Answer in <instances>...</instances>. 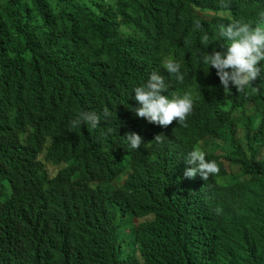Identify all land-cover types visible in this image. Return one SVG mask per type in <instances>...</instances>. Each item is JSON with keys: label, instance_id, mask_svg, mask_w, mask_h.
Returning a JSON list of instances; mask_svg holds the SVG:
<instances>
[{"label": "trees", "instance_id": "trees-1", "mask_svg": "<svg viewBox=\"0 0 264 264\" xmlns=\"http://www.w3.org/2000/svg\"><path fill=\"white\" fill-rule=\"evenodd\" d=\"M79 1L0 0V264H264V80L226 95L201 55L226 44L220 25L255 22L264 0H117L137 32L125 38L101 8L73 11ZM152 71L169 84L162 95L193 100L186 126L131 110ZM83 111L99 126L70 131ZM193 149L219 173L184 177Z\"/></svg>", "mask_w": 264, "mask_h": 264}, {"label": "clouds", "instance_id": "clouds-1", "mask_svg": "<svg viewBox=\"0 0 264 264\" xmlns=\"http://www.w3.org/2000/svg\"><path fill=\"white\" fill-rule=\"evenodd\" d=\"M90 6L99 7L103 13L110 19L119 23V35L125 38L128 35L123 34V28H130L136 35L133 24H124L123 18L130 14V8L119 10L117 0H81L74 7L73 11L79 12ZM221 6L227 7V0H221ZM196 29H201L203 25L200 21L194 24ZM92 29H97V24L92 25ZM219 35L226 44L220 51L213 50L210 54L202 55L203 63L215 68L226 95L231 94V86H234L239 93L247 95V90L252 82L258 77L264 80V11L260 12L255 22H245L243 20H233L226 25L222 24L219 28ZM201 43L206 47L210 44L209 37L204 34L201 37ZM164 69L169 75H174L176 81L182 82L185 74L181 72L179 63L169 58L164 62ZM169 84L158 71H152L146 84L134 88L135 101L137 107L131 110L138 118H143L149 123H154L161 127H168L175 120L179 124L186 126V117L193 111V100L188 96L174 97L169 99L162 92L167 91ZM111 113L107 108L104 109V116L109 117ZM101 122V116L95 111L80 112L74 119L69 121V130H75L82 125L89 129H96ZM126 142L128 149H139L144 143L143 138L136 132L126 133ZM154 140L162 143V136L156 135ZM185 163L191 165L184 172V177L194 179L197 174L204 180L210 176L219 173L220 168L215 161L206 159L203 151L193 149L185 157ZM219 213L220 209H216ZM256 236V235H253ZM257 237V236H256ZM231 241L225 247L234 246ZM128 250V253H131ZM166 257V256H165ZM111 264H131L127 261L113 260ZM141 264H156L153 257Z\"/></svg>", "mask_w": 264, "mask_h": 264}, {"label": "rangeland", "instance_id": "rangeland-1", "mask_svg": "<svg viewBox=\"0 0 264 264\" xmlns=\"http://www.w3.org/2000/svg\"><path fill=\"white\" fill-rule=\"evenodd\" d=\"M221 15H225V14H221ZM214 15L213 14H206L205 15V17H208V18H211V17H213ZM122 32H123V34H125V35H131V34H133L134 32H133V30L132 29H130V28H123L122 29ZM218 148L219 149H223V148H225V146L223 145V144H219L218 145ZM46 164V168H47V170H48V172L51 174V175H53V173H54V171L56 170V167H54V166H52L50 163H45ZM74 187H76V181H75V185H74Z\"/></svg>", "mask_w": 264, "mask_h": 264}]
</instances>
